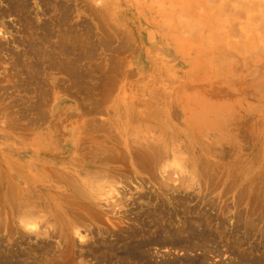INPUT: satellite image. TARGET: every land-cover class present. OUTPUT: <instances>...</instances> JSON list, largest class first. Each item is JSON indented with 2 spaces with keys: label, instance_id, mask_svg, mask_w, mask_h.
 I'll return each instance as SVG.
<instances>
[{
  "label": "rangeland",
  "instance_id": "obj_1",
  "mask_svg": "<svg viewBox=\"0 0 264 264\" xmlns=\"http://www.w3.org/2000/svg\"><path fill=\"white\" fill-rule=\"evenodd\" d=\"M206 1L0 0V264H264V60Z\"/></svg>",
  "mask_w": 264,
  "mask_h": 264
},
{
  "label": "bare ground",
  "instance_id": "obj_2",
  "mask_svg": "<svg viewBox=\"0 0 264 264\" xmlns=\"http://www.w3.org/2000/svg\"><path fill=\"white\" fill-rule=\"evenodd\" d=\"M210 0H207L206 1V3L207 2H209ZM241 2H240V4H242V6L240 5V4H238V5H240L241 6V8L243 9H237V3L238 2H236V0H229V4H228V7H225V8H229V24H230V28L229 29H231V31L237 36V33H236V31H235V28H237V26L239 25L240 26V30H241V33H238V34H240L239 36L241 37L240 39L239 38H237L234 42H233V46H232V53L230 54V57H234L235 56V54L237 53V51H239L238 49H237V47H236V45H234V44H236V43H238V40L239 41H241L242 43H244V44H246V43H249L250 44V47L248 46V50H250L249 52H252L251 50H253V52H256V53H254V56H255V54H256V57H254V58H250V62H254V59L256 60V62H260V60H261V57H262V61L264 60L263 59V56L264 55H262V54H264V53H260L259 52V50L260 51H262L263 49H262V45H263V40H264V34H263V28H264V11H262L261 9H257L256 11H257V15L256 16H254L253 14H252V12H249L248 11V9L250 10V7H252L251 5H253V9L251 8V11L252 10H254L255 11V8L256 7H254L255 6V3H257L258 4V6H260V4H264V0H240ZM105 2V1H104ZM212 2H214V1H212ZM211 2V3H212ZM205 3V2H204ZM251 5H250V4ZM18 4V3H17ZM208 4V3H207ZM215 4V3H214ZM211 5V4H210ZM104 6V5H103ZM206 6V5H205ZM207 6H209V5H207ZM206 6V7H207ZM212 6V5H211ZM220 6H222V5H220ZM225 6H227V3H226V5ZM240 6H238L239 8H240ZM250 6V7H249ZM213 7V6H212ZM106 8H107V6H106ZM105 8V9H106ZM207 8H209V7H207ZM248 8V9H247ZM57 9V8H56ZM197 9V8H196ZM224 9V8H223ZM244 9H245V11H244ZM14 10V9H13ZM60 10V9H59ZM108 10V9H107ZM199 10V9H198ZM210 10V9H209ZM224 10H226V9H224ZM224 10H222V11H224ZM238 10H242L241 12H243L244 13V15H243V17H241V18H243V20H241V21H239V19L240 18H238ZM264 10V9H263ZM57 11V10H56ZM102 11V10H101ZM104 11V10H103ZM200 11V10H199ZM216 11V10H215ZM219 11V10H218ZM256 11H255V13H256ZM220 12V11H219ZM8 13V12H7ZM57 13V12H56ZM63 13V12H62ZM201 13H203L202 11H201ZM65 14V13H64ZM5 15V14H4ZM228 15V14H227ZM216 16V15H215ZM221 16H222V14H221ZM225 16V15H224ZM104 18V17H103ZM58 19V18H57ZM61 20V19H60ZM105 20V19H104ZM110 21V20H109ZM222 21V20H221ZM110 23V22H109ZM108 23V24H109ZM189 24V23H188ZM208 25H209V23H208ZM217 25H219V24H217ZM188 27V26H187ZM196 27V26H195ZM209 27V26H208ZM200 28V27H199ZM211 28V27H210ZM210 28H208L207 30H209ZM188 29L192 32L195 28H194V26H193V28H192V26H190V28L188 27ZM193 29V30H192ZM201 29V28H200ZM199 29V30H200ZM228 29V30H229ZM214 30V29H213ZM204 32V31H203ZM192 33H194V32H192ZM69 36H70V34H69ZM253 36V37H252ZM80 38V37H79ZM76 39V38H75ZM105 40V39H104ZM193 40V39H192ZM89 41V40H88ZM262 42V45H260V43ZM79 43V42H78ZM92 43V42H91ZM120 44V43H119ZM259 44V45H258ZM111 45V44H110ZM257 45V46H256ZM261 46V47H260ZM260 47V48H259ZM264 47V46H263ZM92 48V47H91ZM242 48H246V47H242ZM255 48H256V51H255ZM246 49V50H247ZM262 49V50H261ZM91 50V49H90ZM248 52V51H247ZM263 52H264V50H263ZM33 53V52H32ZM247 54V53H246ZM36 55V54H35ZM258 55V56H257ZM251 56V55H250ZM49 58H51V57H49ZM238 60V59H237ZM237 60H234L233 62L235 63V62H238ZM63 63V62H62ZM257 65V64H256ZM258 66V65H257ZM251 68V67H250ZM248 70V69H247ZM245 71V70H244ZM246 72V71H245ZM252 72V71H251ZM29 73H32V72H29ZM28 74V73H27ZM257 75V74H256ZM250 76V75H249ZM31 77V76H30ZM251 81H252V79H251ZM257 85V84H256ZM259 86V85H258ZM256 87L257 89L259 88V87ZM262 86V85H261ZM263 90H264V88H263ZM262 90V91H263ZM254 91H255V89H254ZM17 120V119H16ZM15 122V121H14ZM30 165V164H29ZM29 167V166H28ZM2 173V172H1ZM0 173V174H1ZM50 174H52L51 172H49L48 171V175L50 176ZM7 176V175H6ZM3 177H5V176H3ZM51 177V176H50ZM1 178H2V175H1ZM11 178V177H10ZM8 178V177H5V179L4 178H2V180L4 179V183L5 184H7V186H8V189L7 188H5V189H7L8 191H9V189H10V193L8 194H6V192H4V194H3V196L2 197H6V196H8V195H14V196H16V195H19L20 193H18L17 194V192L18 191H16L15 190V188H16V184H15V179L13 178ZM17 181H20V182H23L24 184H25V187L23 188V192H25L24 194V198H26L27 199V202H29V203H33V202H31L28 198H30L31 196H33V194H34V189L36 188V187H38L40 190H44V194H46L45 193V191L46 192H48L49 190H45L44 188H43V186L42 185H40V183L39 182H37L34 178H33V176H27V175H18L17 176ZM3 183V181H1L0 180V185ZM70 185V184H69ZM6 186V187H7ZM73 189V188H72ZM6 190V191H7ZM17 190H18V188H17ZM82 190V189H81ZM22 192V193H23ZM79 192V191H78ZM81 192V191H80ZM13 200V199H12ZM3 204V203H2ZM27 209H29V208H27ZM34 212V211H33ZM33 212H31L30 211V213L28 212V214H33ZM27 214V213H26ZM27 214V215H28ZM34 214H35V212H34ZM29 216V215H28ZM31 217V216H30ZM32 217H34V215L32 216ZM5 261V260H4Z\"/></svg>",
  "mask_w": 264,
  "mask_h": 264
}]
</instances>
